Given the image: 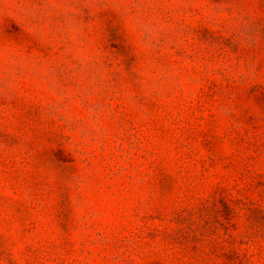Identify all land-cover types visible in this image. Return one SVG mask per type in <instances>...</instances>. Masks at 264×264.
Instances as JSON below:
<instances>
[{
    "label": "rangeland",
    "instance_id": "374dc122",
    "mask_svg": "<svg viewBox=\"0 0 264 264\" xmlns=\"http://www.w3.org/2000/svg\"><path fill=\"white\" fill-rule=\"evenodd\" d=\"M0 264H264V0H0Z\"/></svg>",
    "mask_w": 264,
    "mask_h": 264
}]
</instances>
